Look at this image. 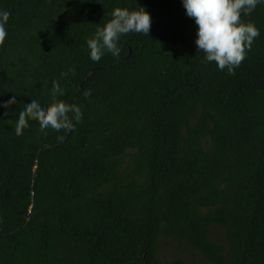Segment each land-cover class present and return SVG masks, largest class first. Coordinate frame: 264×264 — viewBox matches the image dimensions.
Instances as JSON below:
<instances>
[{
    "label": "trees",
    "instance_id": "1",
    "mask_svg": "<svg viewBox=\"0 0 264 264\" xmlns=\"http://www.w3.org/2000/svg\"><path fill=\"white\" fill-rule=\"evenodd\" d=\"M142 7L149 34L93 62L112 11ZM0 11V264H264V4L241 17L260 35L234 74L198 51L182 0ZM54 99L80 107L73 130L17 134L25 104Z\"/></svg>",
    "mask_w": 264,
    "mask_h": 264
},
{
    "label": "clouds",
    "instance_id": "2",
    "mask_svg": "<svg viewBox=\"0 0 264 264\" xmlns=\"http://www.w3.org/2000/svg\"><path fill=\"white\" fill-rule=\"evenodd\" d=\"M186 16L192 18L197 25L195 44L198 51L205 54V60L215 63L220 71L227 69L234 74L235 69L246 59L247 52L260 35L254 23H245L241 17L250 16L264 0H182ZM111 20L97 29L95 35L87 41L89 57L93 62H99L105 52L113 56L120 55L119 40L129 33L148 35L152 18L145 9L132 11L127 8H115ZM10 13L0 11V44L7 37L6 24ZM53 96L64 94L56 81H53ZM90 95V93H86ZM17 103L15 96L3 107ZM7 114V113H5ZM79 106L53 100L51 104H41L30 100L19 112L17 119V134L28 126V121L39 120L44 128L55 131H71L82 120ZM63 139V137H61Z\"/></svg>",
    "mask_w": 264,
    "mask_h": 264
},
{
    "label": "rangeland",
    "instance_id": "3",
    "mask_svg": "<svg viewBox=\"0 0 264 264\" xmlns=\"http://www.w3.org/2000/svg\"><path fill=\"white\" fill-rule=\"evenodd\" d=\"M180 249H182V247H180ZM169 254H171V255H179L180 252L177 251L176 246L174 245V247L170 248ZM189 256H190V254H189Z\"/></svg>",
    "mask_w": 264,
    "mask_h": 264
}]
</instances>
